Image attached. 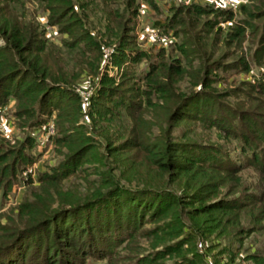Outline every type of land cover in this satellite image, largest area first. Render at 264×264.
<instances>
[{"label":"trees","instance_id":"obj_1","mask_svg":"<svg viewBox=\"0 0 264 264\" xmlns=\"http://www.w3.org/2000/svg\"><path fill=\"white\" fill-rule=\"evenodd\" d=\"M37 1L47 13V23L71 39L67 49L80 51L78 44L84 45L81 54H89L88 63L79 72L52 71L44 59L41 25L25 20L20 0H0V106L13 102L12 117L23 135L12 147L0 141L3 196L15 191L14 185L34 163L27 154L36 145L33 133L49 120L55 129L49 140L62 157L56 167L41 173L32 199L20 203L14 217L0 224V264L23 261L29 249H24L25 238L39 229L44 238L34 242L33 256L42 250L45 264H55L58 253H50L57 244L85 255L94 248L103 256L117 241L136 234L148 240L151 251L135 264L170 257L198 264L203 255L194 253L195 242L210 236V241L226 237L236 242L234 248L218 251L227 256L219 264L230 263L239 255L242 237L264 230V117L223 107L221 95L211 89L212 74L225 68L217 44H239L245 31L254 36L258 27L251 22L257 20L261 26L255 61L263 58L264 0L243 4L235 13L199 4L170 7L162 28L179 38L177 44L173 41L178 57L161 48L138 79L128 72L111 76L107 71L145 58L133 49L129 35L134 0ZM11 4L18 5L20 15ZM235 14L243 19L233 20ZM203 16L211 17L203 22V35H191L189 29ZM92 19L104 24L99 38L90 29ZM226 23L222 33L219 24ZM107 47L112 51L110 63L102 70ZM236 66L249 71L245 62ZM85 71L96 86L87 101L75 89ZM183 81L187 86L182 90ZM255 81L247 87L264 95V82ZM213 105L236 122L228 123ZM201 119L215 125L224 139L238 142L243 165L231 163L218 147L199 145L178 131L181 122ZM242 168L257 174V195L247 194L242 186ZM242 214L246 225H241ZM145 223L152 226L142 229ZM244 259L262 264L253 252Z\"/></svg>","mask_w":264,"mask_h":264},{"label":"rangeland","instance_id":"obj_2","mask_svg":"<svg viewBox=\"0 0 264 264\" xmlns=\"http://www.w3.org/2000/svg\"><path fill=\"white\" fill-rule=\"evenodd\" d=\"M251 1L253 2L254 0H247L244 4H249ZM20 3L24 7L22 10L24 11L25 20L27 22H36L42 27V38L46 42L44 59L45 63L51 68V70L55 72L61 68L63 71L70 73L72 71L79 72L81 70H86L88 63L87 55L89 54L86 53L84 57L81 54L85 51L84 45L81 42L78 44L77 48L80 51L67 49L65 45L67 43H72L71 39L64 34H61L57 26H52L47 23V13L43 10V6L37 0H20ZM180 3L181 2H177L176 0H134L132 11L135 13L133 15L132 22L128 25L131 28L129 35L133 37V49L138 52H143L145 54V58L140 59L132 65L127 62L120 66V68L113 67L112 70H107L111 76H119L121 73L128 72L132 74L133 78L138 79L142 77V75L147 71L149 64L155 61V55L161 48H163L167 54H170L173 57H178V54L173 47V43L175 42L177 44L179 38L177 39L172 36V30H168L167 32L171 42L165 43L164 45L148 42L147 39L142 36L141 30L145 26L158 27L157 25H160L162 27L165 17L170 15L169 8L179 5ZM17 6L11 4V8L14 12L16 11V14L20 15L21 10L18 9ZM151 6H154L155 8L151 9ZM209 19H211L210 16H203L200 18L199 22L189 29V33L194 36L196 34L203 35L201 32V29H203V22L208 21ZM239 19H243L242 16L235 14L233 20ZM92 23L93 26L90 28L92 30V34L99 38L100 34L104 31V24L103 22H99L94 19H92ZM251 23L258 27L254 36H250L248 32L245 31V37L239 44H217V48L219 49L217 54H223L222 58L218 60L225 68L218 69L213 72L212 75L215 80L211 89L215 94L221 95V97L218 98V101L223 107L230 108L233 111H252L255 115L264 117V95L259 92H252L247 87L248 85H253L254 82H256V79L264 82V77L261 76V73H264V56L257 62L255 61L256 56L254 54L256 49L259 47L257 40L260 34L259 26H261V20L253 21ZM228 26L229 24L227 23L219 24V29H221L223 33ZM175 29L178 28L175 27ZM210 34H212V32H210ZM207 37L209 39V36ZM2 44L3 41L0 40V45ZM111 53L112 51L109 47L105 48L103 51V63H100L102 70H104L106 63H110L109 59L111 57ZM164 59H166V57ZM242 62L248 64V72L240 71L239 66L235 67L236 64H240ZM196 63L197 62H194L193 65H196ZM111 68L112 67L110 65L109 69ZM89 78L90 76L86 71L81 72L80 78L77 82H75V89L84 101H87V98L91 96V93L96 87L93 83L89 82ZM116 82H118V80ZM131 83L132 80H130L127 85L129 86ZM186 86L185 81L181 82L180 88L182 90ZM194 91L201 92L198 88ZM249 98L254 99V102H252ZM213 108H215L219 115L226 117L228 123L236 122V119L227 115L220 107L213 105ZM12 111L13 102L10 99L8 103L0 106V141L1 143L11 147L14 145L15 141L21 140L23 137L15 125L12 117ZM205 120L206 119L181 122L178 126V131L183 132L186 139L199 143V145H211L213 147H218L220 151L224 152L225 156H223L226 159L228 158L231 163L243 165V156L238 149V142L224 139L222 132H216L214 130L215 125L213 124L214 126H211ZM49 123L54 127L52 120H49ZM259 123H261L260 120ZM44 128L34 131L33 135L36 138V145L33 149L27 151V154H30L35 159L34 163L36 168L34 173H32L29 177L27 176V179H23L22 181L19 180V182L17 181V184L14 185L16 186L15 191L9 194L8 198L3 196L5 189L3 188V185L0 186V224L7 223L8 217H14V210L20 203L32 199L31 195L38 187V178L41 173L49 172L50 169L56 167L62 160V157L54 153V145L51 143V140H44ZM216 133L218 137L215 135ZM239 174L242 186L248 189L246 193L257 195L259 192V188H256L258 184L257 174L250 168H242V171ZM126 214L127 212H122V215L125 216ZM247 223V216L242 214L241 225H246ZM150 226H152V224L145 223L142 229ZM32 234L33 235L25 238L27 241L24 249L29 247L25 259L22 261L19 258L16 264H45L43 256L41 255L42 250H40L41 253L39 256L37 254L33 256L34 247L36 245L34 242H39L41 238H44V231L43 229H39ZM210 240H212V236L195 242V250H193L194 253L196 251V253L203 255L200 258L197 255L195 256L201 260L198 264H212L213 262L219 264L221 262H225L227 256L225 253H218L220 248L227 247L232 249L237 245L234 240L226 237L216 238L214 241ZM117 242L115 243L113 249L109 252L104 251L103 256L100 255L99 251H94V248L86 249L88 254L85 255L83 252L76 253V249L73 247L70 248L68 245L61 246V244L54 246L50 255L54 256L56 252L58 253L57 259L53 261L55 264H135L139 258L146 256L151 251L148 247V240L141 237L139 234L134 235L130 240ZM32 244H34V246ZM191 244L192 241H190L187 246ZM210 244L213 245L210 247ZM249 252L256 253L262 260V264H264V230L257 231L247 237H242L239 255L228 264H252L249 259H244V255ZM203 259L205 262H203ZM153 264L181 263L178 262L176 257H170Z\"/></svg>","mask_w":264,"mask_h":264},{"label":"built area","instance_id":"obj_3","mask_svg":"<svg viewBox=\"0 0 264 264\" xmlns=\"http://www.w3.org/2000/svg\"><path fill=\"white\" fill-rule=\"evenodd\" d=\"M179 2L188 3L190 0H176ZM247 0H208L207 5L212 6L214 8L223 9L231 11L232 13H235L241 5L246 3ZM141 34L143 37L147 39L148 42L157 43L164 45L165 43L171 42V39L168 37V33L166 30H164L161 26L153 27V26H145L141 30ZM44 140L50 139L54 135V127L52 124H48L44 128ZM36 168L35 163L31 165L25 172H23L22 176L23 179H27V176L29 177L32 173H34V170Z\"/></svg>","mask_w":264,"mask_h":264},{"label":"crops","instance_id":"obj_4","mask_svg":"<svg viewBox=\"0 0 264 264\" xmlns=\"http://www.w3.org/2000/svg\"><path fill=\"white\" fill-rule=\"evenodd\" d=\"M180 4L182 5H190V4L207 5L209 3H208V0H190L188 1V3L181 2ZM157 26H160V25H157Z\"/></svg>","mask_w":264,"mask_h":264}]
</instances>
